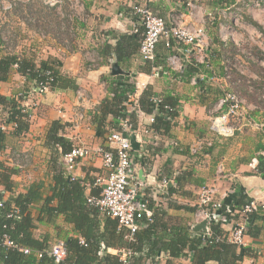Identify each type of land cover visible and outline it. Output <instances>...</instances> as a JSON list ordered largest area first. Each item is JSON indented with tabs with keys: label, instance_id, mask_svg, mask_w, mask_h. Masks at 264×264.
<instances>
[{
	"label": "crops",
	"instance_id": "0c3cea01",
	"mask_svg": "<svg viewBox=\"0 0 264 264\" xmlns=\"http://www.w3.org/2000/svg\"><path fill=\"white\" fill-rule=\"evenodd\" d=\"M2 1L0 0V7ZM8 1L13 3V0ZM21 2L17 0L13 3V7L5 11V17L0 14V58L17 55L36 63L56 58L61 63L60 73L74 83V88L55 89L39 94L30 86L31 83L13 68L7 80L0 82V97L4 99L15 100L20 93L26 91L25 97L19 102L29 116L27 129L15 133V130L8 128L3 134L0 166L14 172L11 176L13 192H3V187L0 186L4 198L25 193L32 182L42 183L45 193L48 192L54 171L51 168L50 149L46 145L45 136L53 122L63 127V135L73 147H85L90 151L89 156L78 161L71 174L64 168L68 179L88 180L105 175L102 158L97 150L111 149L107 139L103 143L96 136L92 114L109 96L108 83L112 80L121 82L128 77L138 85L132 97L133 102L137 101L147 86H151L157 95L170 93L179 98L178 117L168 136L145 133L149 126V117L141 112H138L137 130L129 134V136L134 134L140 145L139 150H132L136 152L137 161L131 168V178L135 183H144V188L151 191L154 202L160 203L163 208H166L168 200L172 201V206L166 210L168 227L172 231L179 227L192 229L196 225L194 224L196 210L188 211L187 208L197 209L198 193L202 186L214 187L215 199L221 204L228 197H233L237 189H242L249 198H264V179L256 174L257 158L263 155L261 146L264 147V117L260 116L258 119L259 129L246 128L234 138H221L210 131V120L221 97L219 93H223L227 85L234 87L241 83L247 87V92L253 93L252 84L260 81V75L250 68L264 70V65L260 64L264 52L259 48L254 47V53L259 54H254L253 60H248L242 59L231 44L224 46L219 26L230 25L229 18H221L215 14L213 19L215 26L210 29L211 20L205 17L209 10L200 3V0H158L149 3L151 11L167 23H171L174 17L187 15L188 5L192 6L191 11L195 19L200 21L205 18L210 39L207 61L213 76L206 79L203 74L204 68L190 80H180L176 77L178 72L170 69L168 65L171 56H177L183 66L190 59L201 64L197 62L196 55L187 49L166 50L164 44L159 43L155 50V61L151 63L154 66L150 68L149 73L142 72L146 68L145 62L139 58V51L131 56L127 68L117 65L113 55L106 60L97 55V47L106 40L114 46L115 40L105 36L107 31L132 33L133 19L130 15V6L143 4L145 0H62L60 7L47 6L53 17L45 18L43 23L36 19L37 25L35 19L30 18L31 15H24L26 11L18 14L19 10L16 7ZM75 2L82 5L80 15L72 8ZM230 11L233 12L234 9ZM28 12L31 13L29 10ZM241 19L246 29L253 26L264 36V12L261 14L249 9L242 13ZM4 22L8 28L2 33L1 26ZM238 32L242 33L243 38H247L244 31ZM214 37L220 46H212L211 49ZM258 56L262 58L259 59ZM238 57L246 67V74H240L241 80H233L231 73V79L226 83L223 79L224 71L228 68L237 72L233 66L237 63ZM114 64L118 66L121 74H112ZM200 80H203V83H199ZM141 84H145L144 88H140ZM262 95L255 100L252 98L253 101L243 97L250 115H257L254 108L262 106L263 102L261 105L257 104ZM0 110L3 109L0 107ZM197 142H206L208 145L197 154H192L190 150ZM140 160H143L144 164H140ZM140 171L143 182L139 178ZM26 175H29L30 182L26 181ZM158 176H161V179L165 177L169 179L167 190L159 186L162 180L159 181ZM177 177L179 183L176 182ZM169 186L173 188L172 193H169ZM216 216L220 217L218 211ZM258 225L262 229L259 238L252 239L248 236L244 238V246L249 247L252 252L240 264H264V220H260ZM230 228V223L223 225L224 231L228 232ZM34 235L36 237L49 235L52 242L76 236L72 226L64 222L61 216L49 225L36 224ZM115 249L119 248L109 247L106 252L115 256ZM156 260L159 264L166 261L164 255H160ZM173 262L190 264L189 258Z\"/></svg>",
	"mask_w": 264,
	"mask_h": 264
},
{
	"label": "trees",
	"instance_id": "16d2710c",
	"mask_svg": "<svg viewBox=\"0 0 264 264\" xmlns=\"http://www.w3.org/2000/svg\"><path fill=\"white\" fill-rule=\"evenodd\" d=\"M200 3L204 4L209 10L208 12H215L217 9L230 6L233 0H200ZM210 23L215 26L213 21ZM142 33L141 27L136 33L130 34H121L114 30L107 31L105 36L115 40L114 46L106 40L96 49L98 57L106 60L113 55L117 65L127 68L131 56L139 51ZM216 45L220 46L214 37L211 49ZM164 48L166 50L187 49L184 46L175 45L173 41L170 42L168 48L165 46ZM258 58L262 57L258 56ZM14 65H16V73L31 83L30 86L33 89L38 85H46L50 91L74 88V83L60 73L61 63L56 58H48L36 63L31 59L17 55L2 56L0 58V82L7 80ZM144 65L146 70L142 72L146 73H149L150 68L154 66L150 62H145ZM202 69H204L203 74L206 79L213 76L209 62L207 65L198 64L190 59L183 66V70L176 73V77L180 80H190L200 71L202 72ZM230 71L234 76H232L233 80H241L239 73ZM199 83H203V80H200ZM233 89L240 96L253 101L252 98L255 100L256 97L264 94V77L260 75V81L252 84V94L247 92V87L243 83L239 86L235 85ZM135 91L134 82L129 77L121 82L112 80L108 83L109 96L92 114L96 136L103 143L111 132H121L122 123L125 121L130 126L128 133L135 132L138 112L153 117V122L149 123L145 129L148 133L161 136L169 135L178 117L179 98L170 93L157 95L151 86H147L137 101L133 102L130 98L135 95ZM220 96L222 93H219ZM155 99L159 100L158 103L155 102ZM19 100V97L15 100L0 97V107L3 109L0 110V119L6 118L9 122L15 123L17 126L15 133L27 129L29 123L27 114L21 112ZM262 102L264 103V100H258L257 104L261 105ZM45 137L46 145L50 149L51 168L54 171L47 193H45L42 183L32 182L25 193L4 198V191L13 192L11 176L14 172L2 169L0 175V186L3 187V192L0 191V264H123L117 256L106 252L109 247H118L129 251L128 264H159L156 259L160 258V255L165 256L164 264H175L173 261L186 258H189L190 264H208L209 262L240 264L245 257L251 254L252 251L249 247L236 246L228 242L229 232L223 229L225 223L236 224L243 220L244 216L241 211L250 199L242 189H237L233 197H228L223 202L221 209L217 210L220 217L216 216V212L213 213L209 233L203 235L193 232L189 227H179L172 231L168 227L166 214L167 208L172 206V201L168 200L166 208H163L160 203L154 202L151 191L144 188L140 193L152 214L149 218L143 215L137 221L136 232L131 239H126V231L118 229L116 220L100 216L97 209L87 202L89 197H98L101 193V188L94 187L96 176L88 180L68 179L61 158L71 151L73 146L64 137L63 127L57 122L51 123ZM1 142H3V135L0 136ZM261 150L263 155L257 158L256 174L264 179V147L261 146ZM135 153L132 150L130 152L132 164L137 161ZM59 161L60 163H58ZM140 164H144L143 160H140ZM161 178L158 176L159 181L163 180ZM176 182H180L178 177ZM168 189L169 193L173 192L172 187L169 186ZM177 208L184 207L177 206ZM187 210L193 211L196 210V207L195 209L187 208ZM58 216H61L64 222L72 226L76 236L62 239L65 242L67 255L62 262L55 263L47 253L55 241L52 242L49 235L36 237L34 230L36 224L49 225ZM246 218L247 227L244 238L245 236L252 239L259 238L262 229L258 222L264 220V214L251 213ZM4 236L18 247L30 249L32 253L24 255L18 250L6 247ZM37 252H42L40 258L36 257L35 253Z\"/></svg>",
	"mask_w": 264,
	"mask_h": 264
},
{
	"label": "built area",
	"instance_id": "2783aa9c",
	"mask_svg": "<svg viewBox=\"0 0 264 264\" xmlns=\"http://www.w3.org/2000/svg\"><path fill=\"white\" fill-rule=\"evenodd\" d=\"M17 0H13L15 3ZM48 7H60L62 0H41ZM158 0H145L143 4H133L130 6L132 16V33H136L138 28L143 29L142 40L139 47V58L142 62L153 63L155 61V50L159 43H164L168 48L170 42L173 41L175 45L184 46L190 52L196 55L197 62L207 65V52L210 46V39L208 29L206 28L205 18L198 21L195 19L194 13L191 11L192 6L188 5L189 13L174 17L171 23H167L161 17L155 15L149 3ZM1 9L6 11L13 7L12 1L3 0ZM77 14H81L82 5L75 2L72 6ZM234 9L233 12L230 10ZM252 9L257 12H264V0H233V4L223 9H217L215 12H207L206 18L213 21L214 15L217 14L221 18H229L230 25H220L219 33L224 46L231 44L233 48L240 54L242 59L253 60L254 47L259 48L264 52V36L255 27L246 29V25L242 22L241 16L243 12ZM79 14V15H80ZM204 17V15H203ZM238 30L244 31L247 38L242 37V33ZM249 30V31H248ZM239 33V34H238ZM38 52H41L38 50ZM264 56V54H263ZM240 57L233 68L241 75L246 74V67ZM241 62H238L240 61ZM207 61V62H206ZM264 65V58L260 62ZM170 69L176 72L183 70V65L177 56H171L168 59ZM16 69V65L13 66ZM231 69L226 68L224 71V81L228 83L231 79ZM135 89L138 85L135 84ZM145 84H141L140 88H144ZM35 91L39 94L50 92L49 87L38 85ZM136 93V91H135ZM19 99L25 97L24 93L18 95ZM133 97V96H132ZM132 97L130 100L132 101ZM264 100V95L261 96ZM158 99L155 102L158 103ZM19 107L22 113L27 114L26 110ZM257 110V115H250V110L244 100L233 87L226 86L223 89L222 96L219 98L215 106V114L210 120V131L221 138H234L238 133L246 128H260L258 121L260 116L264 117V103L262 106L254 108ZM7 115V114H6ZM148 122H153V117L148 118ZM8 128L15 130L17 128L15 123H11L6 118L0 119V136L7 132ZM130 126L126 121L122 123L121 132H111L107 137L110 149L109 151L98 149L97 153L102 158V166L106 175L98 176L94 181V187L101 188V193L98 197H89L87 202L94 206L100 216L109 217L117 221L118 229L126 231L125 238L131 239L132 235L138 229L137 221L145 215L147 218L151 216V211L147 208V203L143 201L141 190L145 187L144 183H135L131 178V168L133 166L130 152L131 147L129 143L128 133ZM132 133V132H131ZM147 133V130H145ZM208 145L206 142H197L192 148L191 153L197 154L204 146ZM0 143V150L2 149ZM90 155L89 149L85 147H73L71 151L64 154L61 158L62 165L68 173H72L77 166L80 159ZM22 167V166H21ZM21 167H19L21 169ZM2 167L0 166V175ZM26 181L30 182L29 175H26ZM30 180V181H29ZM169 184V179H163L159 185L161 189H165ZM215 188L209 186H202L198 193L197 209L194 213V224H199L203 221L207 222V235L209 233V226L213 217V213L221 209L222 204L215 199ZM250 200L242 208L241 214L244 216L243 220L236 224H231L228 230V242L236 246H244V233L247 227L246 216L251 213L260 212L264 214V198H249ZM1 206V201H0ZM11 217V215H9ZM4 245L13 250H18L24 255H29L32 251L28 248H21L8 240L4 236ZM115 256L123 264H128L127 259L130 255L129 251L125 249H115ZM48 255L53 258L55 263H60L66 258V246L63 240H56L48 249ZM42 252L35 253L37 258L41 257Z\"/></svg>",
	"mask_w": 264,
	"mask_h": 264
},
{
	"label": "rangeland",
	"instance_id": "374dc122",
	"mask_svg": "<svg viewBox=\"0 0 264 264\" xmlns=\"http://www.w3.org/2000/svg\"><path fill=\"white\" fill-rule=\"evenodd\" d=\"M20 1H22V2L20 3V5L18 4V6L16 7V9L19 10L18 14H22L23 11H26V14H24V15H27V16L31 15L30 18L35 19L36 25H37L36 19L40 20V22L43 23V20L45 18H48L49 16L53 17L52 12L48 9V7L46 5H44L43 2H41L39 0H29V2H27L28 0H20ZM27 4H29V6ZM0 9H1V7H0ZM28 10L31 11L32 14L30 12H28ZM0 14H2V16H4L5 11L1 9ZM40 22H39V24H40ZM5 23L6 22H4L3 25L1 24L2 25L1 26L2 33H5L6 29L8 28V26L5 25ZM213 28H214V26H212V24L210 23V29H213ZM250 70L253 71L254 73H256L257 75H259V74L264 75V70L261 68H258V70H257V69H254L251 67Z\"/></svg>",
	"mask_w": 264,
	"mask_h": 264
},
{
	"label": "water",
	"instance_id": "95a60500",
	"mask_svg": "<svg viewBox=\"0 0 264 264\" xmlns=\"http://www.w3.org/2000/svg\"><path fill=\"white\" fill-rule=\"evenodd\" d=\"M112 74L114 75H119L121 74L120 69L118 68V66L116 64H114L113 68H112ZM129 143H130V147L132 150H139L140 145L136 140V136L134 134H131L129 136ZM139 178L142 179V171L139 172ZM142 182L144 181L143 179L141 180ZM193 232L196 233H202V234H206L207 233V222L203 221L199 224H196L193 228H192Z\"/></svg>",
	"mask_w": 264,
	"mask_h": 264
}]
</instances>
